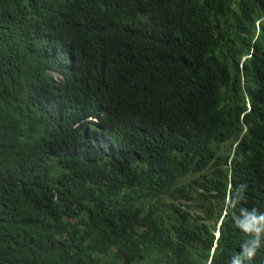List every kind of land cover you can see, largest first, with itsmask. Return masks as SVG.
<instances>
[{
	"label": "trees",
	"instance_id": "1",
	"mask_svg": "<svg viewBox=\"0 0 264 264\" xmlns=\"http://www.w3.org/2000/svg\"><path fill=\"white\" fill-rule=\"evenodd\" d=\"M256 212L264 0H0V264H230Z\"/></svg>",
	"mask_w": 264,
	"mask_h": 264
},
{
	"label": "clouds",
	"instance_id": "2",
	"mask_svg": "<svg viewBox=\"0 0 264 264\" xmlns=\"http://www.w3.org/2000/svg\"><path fill=\"white\" fill-rule=\"evenodd\" d=\"M241 187L244 186L241 185ZM239 220V227L245 233L247 239L242 243L240 252L231 257L230 264H248L261 247L262 238H264V214L256 212L250 218L241 215ZM217 235L219 237V232H217Z\"/></svg>",
	"mask_w": 264,
	"mask_h": 264
},
{
	"label": "rangeland",
	"instance_id": "3",
	"mask_svg": "<svg viewBox=\"0 0 264 264\" xmlns=\"http://www.w3.org/2000/svg\"><path fill=\"white\" fill-rule=\"evenodd\" d=\"M190 178H191V177H189L188 179H185V181H186V182L189 181ZM183 203H188V202L184 201ZM185 205H186V204H185ZM187 208L191 209L190 211H191L193 214H199V215H202V212H201L200 209H199L198 207H196V206L193 207V208L187 206ZM217 236H218V235H217Z\"/></svg>",
	"mask_w": 264,
	"mask_h": 264
}]
</instances>
